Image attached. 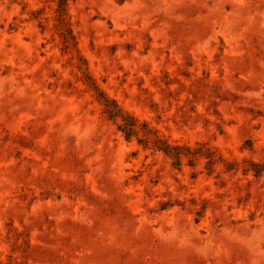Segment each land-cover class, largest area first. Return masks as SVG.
I'll return each mask as SVG.
<instances>
[{
	"label": "rangeland",
	"instance_id": "obj_1",
	"mask_svg": "<svg viewBox=\"0 0 264 264\" xmlns=\"http://www.w3.org/2000/svg\"><path fill=\"white\" fill-rule=\"evenodd\" d=\"M0 264H264V0H0Z\"/></svg>",
	"mask_w": 264,
	"mask_h": 264
},
{
	"label": "trees",
	"instance_id": "obj_2",
	"mask_svg": "<svg viewBox=\"0 0 264 264\" xmlns=\"http://www.w3.org/2000/svg\"><path fill=\"white\" fill-rule=\"evenodd\" d=\"M113 102V101H112ZM115 104V102H113ZM116 109H117V105H115ZM120 111L119 112H122L121 109H119ZM110 116L111 117H117V113H115L114 111L113 112H109ZM131 120H134L136 121L133 117H130ZM121 129L126 133L127 135V138H130V136L133 134V130L130 128V129H126L125 127H122L121 126ZM160 150L164 151L166 154L168 155H173L177 158H179V147L177 146H173L171 145L170 143H168L167 141H163V145L162 147H159Z\"/></svg>",
	"mask_w": 264,
	"mask_h": 264
}]
</instances>
